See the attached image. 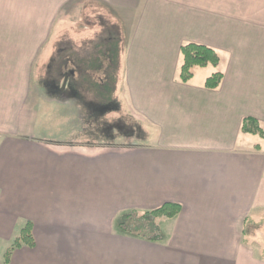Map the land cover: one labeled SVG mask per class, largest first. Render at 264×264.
Wrapping results in <instances>:
<instances>
[{"label": "crops", "instance_id": "0c3cea01", "mask_svg": "<svg viewBox=\"0 0 264 264\" xmlns=\"http://www.w3.org/2000/svg\"><path fill=\"white\" fill-rule=\"evenodd\" d=\"M57 33L82 60L101 33L119 41L98 136L35 124ZM187 44L219 66L182 82ZM246 118L264 130V0H0V264L27 223L35 245L9 264H264V138ZM166 203L181 212L162 241L119 229Z\"/></svg>", "mask_w": 264, "mask_h": 264}, {"label": "rangeland", "instance_id": "374dc122", "mask_svg": "<svg viewBox=\"0 0 264 264\" xmlns=\"http://www.w3.org/2000/svg\"><path fill=\"white\" fill-rule=\"evenodd\" d=\"M110 36L111 33H101V36L94 39L95 43H92V47L88 48L91 51L89 59L96 58L99 52L104 51L107 48L105 42ZM72 43L73 42L69 38L68 33H57L51 43V48L49 49L48 54L44 56V61L38 72L39 79L43 84L44 99L42 103L43 106L39 111V119L35 124L47 131H56L58 134L54 135H59L61 138H68L69 136L67 134L76 137H89V134L98 136L95 132L103 129V120L106 119L104 117L94 118L89 115H91L90 112H98L103 109L101 105L107 104H103L99 101L94 92L89 89L85 81L82 84L81 78L84 73L79 65V62L82 59L79 55L71 54L70 45H72ZM86 46L87 45L84 47ZM67 76V86L65 90H62L64 80ZM101 77V75L98 76L94 74L91 75L90 80L96 81ZM29 124H34L33 119L29 120ZM84 125H91L94 127L93 129H88ZM117 140L125 142V139L121 136H118ZM132 140L133 142H138L136 141V137ZM141 216L142 215L139 214V219L132 220V227H137L140 234H145L147 236L156 235L153 231L152 224L155 221L159 226L163 220L157 219L145 221ZM254 228L255 225H252L250 230L253 236L256 235ZM262 239H264V237H262ZM261 249L264 251V246H262Z\"/></svg>", "mask_w": 264, "mask_h": 264}, {"label": "trees", "instance_id": "16d2710c", "mask_svg": "<svg viewBox=\"0 0 264 264\" xmlns=\"http://www.w3.org/2000/svg\"><path fill=\"white\" fill-rule=\"evenodd\" d=\"M107 47L104 51L99 52L96 58L88 60H80L79 65L82 72V84L85 81L91 91L103 104H108L112 101L115 86H116V72L118 68L119 59V41L108 39L105 42ZM104 46V47H105ZM181 55L183 59L180 70V79L182 82H188L195 74L197 68H206L208 66L218 67L220 64V57L218 53L207 46L198 44H187L181 48ZM80 73V72H79ZM101 75L99 80H90L91 75ZM224 75L221 72L213 74L206 80L205 87L207 89L215 90L223 81ZM94 78V77H92ZM92 81V82H91ZM242 132L244 134L257 135L264 138V130L260 123L254 118H246L243 121ZM181 212V206L174 203H166L163 206L152 211L144 213L141 218L145 221L157 219H173ZM139 219V213L133 211L119 218V229L125 233H136L137 235L147 238L153 242L162 241L160 226L154 221L153 231L154 236H147L140 234L138 228L132 227V220ZM35 245L32 234V224L27 223L19 232L17 238L13 241L11 247L7 250L5 255V263L9 264L13 252L24 246L33 247Z\"/></svg>", "mask_w": 264, "mask_h": 264}, {"label": "water", "instance_id": "95a60500", "mask_svg": "<svg viewBox=\"0 0 264 264\" xmlns=\"http://www.w3.org/2000/svg\"><path fill=\"white\" fill-rule=\"evenodd\" d=\"M67 82H68V76L65 78L63 86H62V90H65L66 86H67Z\"/></svg>", "mask_w": 264, "mask_h": 264}]
</instances>
